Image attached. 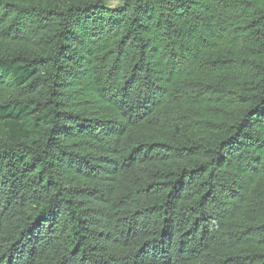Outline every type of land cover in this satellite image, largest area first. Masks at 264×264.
<instances>
[{"label": "trees", "instance_id": "1", "mask_svg": "<svg viewBox=\"0 0 264 264\" xmlns=\"http://www.w3.org/2000/svg\"><path fill=\"white\" fill-rule=\"evenodd\" d=\"M0 0V264H264V0Z\"/></svg>", "mask_w": 264, "mask_h": 264}, {"label": "rangeland", "instance_id": "2", "mask_svg": "<svg viewBox=\"0 0 264 264\" xmlns=\"http://www.w3.org/2000/svg\"><path fill=\"white\" fill-rule=\"evenodd\" d=\"M116 5V0H109L107 2L108 7ZM34 128V116L30 110H24L22 107H18L8 113L0 112V129L6 131L9 134L18 132H27Z\"/></svg>", "mask_w": 264, "mask_h": 264}]
</instances>
